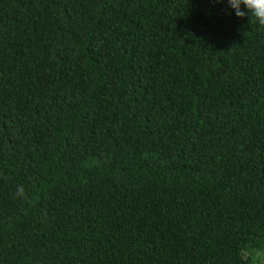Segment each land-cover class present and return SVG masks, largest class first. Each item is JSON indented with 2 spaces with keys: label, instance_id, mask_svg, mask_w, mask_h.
Segmentation results:
<instances>
[{
  "label": "trees",
  "instance_id": "16d2710c",
  "mask_svg": "<svg viewBox=\"0 0 264 264\" xmlns=\"http://www.w3.org/2000/svg\"><path fill=\"white\" fill-rule=\"evenodd\" d=\"M250 19L228 0H0V264H250Z\"/></svg>",
  "mask_w": 264,
  "mask_h": 264
},
{
  "label": "clouds",
  "instance_id": "9594fccd",
  "mask_svg": "<svg viewBox=\"0 0 264 264\" xmlns=\"http://www.w3.org/2000/svg\"><path fill=\"white\" fill-rule=\"evenodd\" d=\"M228 4L235 11L237 17L250 16L251 19L254 18L260 25L264 26V0H228ZM242 7L246 11L242 10ZM16 195L18 197L24 196L23 188H20Z\"/></svg>",
  "mask_w": 264,
  "mask_h": 264
},
{
  "label": "rangeland",
  "instance_id": "374dc122",
  "mask_svg": "<svg viewBox=\"0 0 264 264\" xmlns=\"http://www.w3.org/2000/svg\"><path fill=\"white\" fill-rule=\"evenodd\" d=\"M243 256L248 257L250 264H264V245L257 249H243Z\"/></svg>",
  "mask_w": 264,
  "mask_h": 264
}]
</instances>
